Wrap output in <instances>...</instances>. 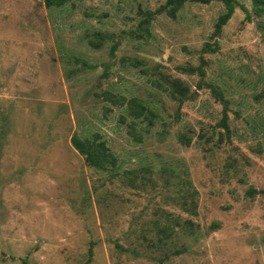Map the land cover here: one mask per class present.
I'll return each mask as SVG.
<instances>
[{"label":"rangeland","instance_id":"obj_1","mask_svg":"<svg viewBox=\"0 0 264 264\" xmlns=\"http://www.w3.org/2000/svg\"><path fill=\"white\" fill-rule=\"evenodd\" d=\"M166 1L0 0V264H264V5L236 0L214 37L223 3L146 24ZM107 91L157 110L142 142Z\"/></svg>","mask_w":264,"mask_h":264},{"label":"trees","instance_id":"obj_2","mask_svg":"<svg viewBox=\"0 0 264 264\" xmlns=\"http://www.w3.org/2000/svg\"><path fill=\"white\" fill-rule=\"evenodd\" d=\"M46 8H60L65 6L70 1L75 0H43ZM221 2L226 7V12L222 14L215 27L213 33L214 37H217L224 26L231 20L236 6V0H167L166 4L154 13H147V19L145 23L147 24L149 20L155 15H160L164 12H167L170 16H173V10L179 7L185 2L199 3V4H211L212 2ZM258 6L264 5V0H256ZM209 51H214L210 46L207 47ZM204 61L197 69H188L189 72H198L200 75H204ZM213 92L220 98L222 95L216 89H213ZM170 95L173 100L177 103L178 108H181L185 101L190 99V90L186 87L181 81H174L173 85L170 88ZM103 98L105 101L110 103L112 106H120L125 108L127 116L131 119V124L129 127L130 133L134 136V139L137 142H142L143 133L147 134L150 131V128L156 124V121L159 117L157 110L150 105L145 99L138 97H132L130 99L126 98L123 95L113 94L111 92L103 93ZM227 106H225L223 118L221 121V126L229 131V126L227 123ZM144 124V129L138 130V126ZM181 141H186V137L182 136ZM189 143V142H188ZM71 144L75 150H77L81 155L84 156L88 164L98 170H108L113 169L118 165V159L114 152L110 150L106 141L102 140L101 135H79L75 133L71 138ZM172 229L171 225L160 227L159 231L163 235H167ZM119 248H122L120 245H116ZM93 254V250L90 249V257Z\"/></svg>","mask_w":264,"mask_h":264}]
</instances>
